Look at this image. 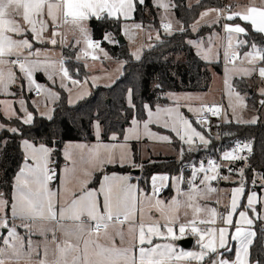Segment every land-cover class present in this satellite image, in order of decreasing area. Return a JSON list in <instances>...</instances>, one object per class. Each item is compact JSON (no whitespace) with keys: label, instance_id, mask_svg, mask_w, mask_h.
Masks as SVG:
<instances>
[{"label":"snow or ice","instance_id":"1","mask_svg":"<svg viewBox=\"0 0 264 264\" xmlns=\"http://www.w3.org/2000/svg\"><path fill=\"white\" fill-rule=\"evenodd\" d=\"M197 3L200 0H196ZM157 7L165 9L176 8L173 0H154ZM137 4L144 5L145 0H0V93L9 94V88L18 86L21 98L19 99L22 117L12 109L11 102L0 101L3 111L9 118L15 117L24 125L33 123V113L28 110L23 98L25 81L28 92L35 91L37 96L44 93L45 112L49 120L52 116L47 109L48 100H58L59 93L51 87L37 83L34 74L43 71L53 86L57 85L56 77H59V88H68L65 81L72 85L80 84V81L70 75L69 68L65 66L71 57H65L63 49H75L83 43L85 47L76 54L75 59L79 61L82 57L90 55L89 50H99L108 58L99 41L92 39L88 22L95 18L97 21L114 19L117 22L123 18L125 21L132 17L136 11ZM191 7V4L188 5ZM215 14L210 21H205L209 26L220 23L221 18L228 22L237 19L251 26L252 32L262 34L264 38V0H248L247 4H228L223 8H209L200 13V20L192 25L195 31L201 20H205L211 14ZM166 17L161 18L164 32L172 35L174 31L183 32L185 28L181 21L176 20L179 25L174 29L173 22ZM222 25L227 34V45L224 49V59L227 62L225 68L224 84L232 94L233 85L230 83L227 65H232V71L242 76L250 77L258 71V75L264 81V46L258 45L255 40L240 38L249 37V31L240 23H228ZM133 28L143 30L142 23H135ZM125 33L128 26H124ZM71 32L73 41H68V33ZM160 40L159 34L156 37ZM104 40L114 42L111 33L104 35ZM235 42V43H234ZM197 47V56L211 62L210 54L212 48L202 49L203 41H188ZM208 43H214L213 37L208 38ZM36 44L50 45L43 49L36 48ZM60 47V53L56 48ZM249 47L251 50L243 53L242 63L246 61L251 68L236 67L239 59L237 49ZM140 60V50L131 53ZM43 56V58H41ZM59 56L57 59L56 57ZM98 57L92 55L95 60ZM123 62H121V67ZM87 67V63H85ZM19 73V75L17 74ZM79 72V69H76ZM95 80V78H93ZM157 87H160L157 85ZM260 95L264 96V87L260 88ZM236 100L242 104L243 98L239 92L235 93ZM82 98V97H81ZM169 98L171 94H169ZM190 99V98H189ZM176 107H153L147 103L143 109L147 114L146 120H139L135 112L131 118V127L125 130L123 142L105 144L100 141L101 126L99 121L94 125L97 143L94 145L76 144L66 145L63 152L66 161L61 176H57V170L52 166L53 148L44 143L39 145L24 139L23 166L14 177L13 193L11 200L4 198L0 193V230H7L6 235L0 231V242L6 247H0V264H19L22 257H26L25 264H250L249 248L257 235L255 231H247L236 226L231 240L238 243L235 250V259L224 257V252H231L229 247V227L233 224V214L237 209L238 196L244 194V183L232 189L231 206L227 214H220L223 224L228 227H215L218 215L216 208L201 206L197 201L208 200L211 193L217 191L210 186V181L217 180L218 169L221 167L214 160L207 161V167L201 162L199 167H193L191 178L184 180L182 175L172 178L176 187L177 195L169 202L158 198L164 181L169 180L166 175L152 177V194L146 195L137 185L130 183L129 175H118L113 172L108 174L105 169L108 165H119L121 167L136 165L132 158V150L128 141L135 139L139 141L141 135L171 143L167 135L153 133L149 129L151 124H160L164 129H170L176 134L183 144L188 145V151H193L194 138H198L201 145H208L209 139L205 138L200 131L193 127L189 118L180 112L178 100H174ZM69 103H72L69 100ZM129 108L136 109L133 102L131 89L127 93ZM36 104L39 109V104ZM264 106V99L260 101ZM229 107L234 106L230 103ZM220 107L215 105H202L200 107H188L190 113H211L212 116L220 114ZM258 118H253L247 123L255 124ZM238 123L241 121H237ZM196 123L205 125L207 123L203 116H199ZM142 124V130H141ZM0 124V130L4 129ZM13 134L20 130L15 127L7 129ZM111 139L118 140L113 134ZM6 146L7 142H0ZM55 143V141H53ZM72 149H79L78 155ZM252 151L251 145H243L237 142L231 151H224L222 160L229 163L237 160H247V156L239 155V152ZM184 149L181 148L180 156L183 158ZM229 172L233 169L229 167ZM213 173L209 175L208 173ZM100 173L98 187H88L95 174ZM204 175L201 177L200 174ZM243 177L244 169H239ZM60 185L52 188L50 185L57 179ZM199 178V184L197 180ZM220 179L228 180V176ZM264 179V177H262ZM157 180L161 183L157 186ZM75 181L73 187H69ZM187 183L188 191H182L178 185ZM255 183V181H253ZM200 185H204L203 188ZM140 194L139 196L137 194ZM183 196L182 201L177 197ZM155 198V199H154ZM257 197L252 193L247 197L248 207L252 208ZM150 209L154 208L159 216L148 215L145 219L144 202ZM185 209L184 219L181 220L180 208ZM190 210V214H189ZM204 213L202 216L201 214ZM241 220L251 225L246 213H239ZM11 221V225L9 224ZM19 221V223H17ZM200 225L206 227L201 228ZM17 228H23L29 239L27 250H25L24 237ZM57 233L60 236H57ZM186 234L198 237L196 243L198 251H185L177 248L175 241L180 240ZM39 235L43 240L34 242L31 236ZM49 236L51 239H49ZM119 239V244L117 243ZM154 238H161L167 242L154 243ZM54 245V247H51ZM43 246V252L39 249ZM223 249L224 252L219 251ZM33 255L38 257L35 261ZM257 264H260L257 261Z\"/></svg>","mask_w":264,"mask_h":264},{"label":"trees","instance_id":"2","mask_svg":"<svg viewBox=\"0 0 264 264\" xmlns=\"http://www.w3.org/2000/svg\"><path fill=\"white\" fill-rule=\"evenodd\" d=\"M178 5L175 8L176 17L183 23L185 32H177L162 38L155 47L144 52L139 61H135L126 44L111 46L104 40L106 33L113 34L116 38L122 36L121 22L114 19L97 21L90 20L93 39L101 42L115 58L126 62L125 72L120 79L110 87L93 88L91 95L78 102L76 105L68 103V97L64 90L58 89L59 100L54 106L52 119L38 115L30 104L34 114L31 125H24L18 119H5L0 114V120L6 127L0 132V142L6 141V146L0 143V192L10 200L13 182L16 173L24 161V153L21 143L27 139L35 144L44 143L53 148L52 166L59 176L60 168L64 163L63 146L67 142L79 141L91 143L95 140L93 125L99 121L102 126V137L105 142L110 140L111 135L123 137L125 130L130 126V121L135 112L137 119L146 120L147 114L143 104L147 103L155 108L156 105L168 102L165 95L169 92H203L207 91L211 76L206 71L209 64L203 62L188 45L187 40L201 35L191 32L190 27L198 19L200 12L208 7L222 4V0H202L198 5L188 8L186 0H173ZM147 11L154 21L147 20ZM133 21L148 25L152 23L158 26L156 10L152 0H145L144 5L137 4ZM160 25V24H159ZM249 31L246 39L255 40L258 45L264 46V38L261 34L252 32L249 25L243 23ZM193 33V34H192ZM248 48V47H247ZM77 51L70 48L63 49L65 57H71L66 61L70 75L77 80H84L88 72L82 63L75 60ZM178 54H182L181 60H175ZM184 55V58H183ZM217 71H221L220 64L213 65ZM79 69V72H76ZM41 80V77L38 76ZM159 85L160 87H157ZM133 92V102L136 109H131L127 103V93ZM245 91L246 87L241 88ZM29 99V97H28ZM29 101V100H28ZM30 102V101H29ZM18 128L16 134L7 129ZM210 143L207 147L199 146L195 151H187V162L177 161L173 158H156L153 161H140L139 149L133 144V157L135 163H141L142 171L138 179L139 185L146 191L150 190V179L156 173H166L171 176L187 174L186 169L198 165L203 160L218 157L224 151H230L240 144L248 143L252 151L247 155L246 191L252 185L253 174L260 173L264 177V122L255 124L223 123L219 128L218 137L208 135ZM175 139V138H174ZM55 141V143H53ZM173 145L180 149L176 141ZM188 163L190 166L184 165ZM107 173H129L130 167L112 166L105 169ZM100 173L96 174L94 186L98 184ZM58 179L54 182L57 183ZM264 182V179H263ZM260 188L258 187V191ZM172 191L168 187L162 197L168 200ZM251 261L264 264V231L258 229L254 244L251 247Z\"/></svg>","mask_w":264,"mask_h":264},{"label":"rangeland","instance_id":"3","mask_svg":"<svg viewBox=\"0 0 264 264\" xmlns=\"http://www.w3.org/2000/svg\"><path fill=\"white\" fill-rule=\"evenodd\" d=\"M160 9H161V12L159 13V22H160V24H161V18L162 17H166L165 22H167L168 20H171L173 22V27L175 29V27H176L175 20L168 14V11L166 12L165 9H163V8H160ZM133 18H134V13L132 14V17L130 19L126 20V21L123 18H121V20H122V22H121V34L124 33L125 37H127V38L131 39L132 41H134L133 46L131 47V51L132 52H134V51L139 49L140 53H141L143 45L145 44L146 41L143 40V38H142L143 30L135 29V28L132 27V25L135 24V21H133ZM147 20L149 22L150 21H154L153 17H151V15H150V13L148 11H147ZM159 22H158V26L157 27L154 26L153 24L152 25L150 24V25L154 29H160L159 31L156 30V32L153 33V37H154V39H156L157 35L159 34L160 39L162 41V38L165 37V36H168V34H166L164 32V30L162 29V27H160ZM125 25H127L128 29H129L127 34L125 33V29H124ZM88 27H89V31H90L91 37L93 39V35L91 33L89 22H88ZM149 34H151V32H149ZM111 35H112L113 41H114L112 43H116L117 42V38L113 34H111ZM212 37H213L214 43L211 44V45L209 44V47L212 48V53L210 54V59H211V61H217L219 59V57H220L219 55L221 54V51H222V39H221V37L219 35H216V34L213 35ZM67 38H68L69 43L71 44V42L73 41V36H72L71 32L68 33V37ZM123 40H124V38H123ZM78 46H80V48L77 51V54L80 52L81 49H83L85 47V45L83 43H81ZM35 47L36 48H40L43 51V49L49 48L51 46L50 45L36 44ZM204 47H205L204 45H201L202 49H207V48H204ZM101 48H103V47L101 46ZM70 49L73 50V51L77 50V48L76 49L70 48ZM103 50H104V52H107L105 48H103ZM56 51H57V53H60L61 49H60L59 46H57ZM89 52H90L89 56L82 57L79 60V61H82L84 63V66H85V63H87V67H85V68L90 72L89 77L86 78L87 80L84 81L83 83L78 84V85H72L70 83V81H65V83L68 85V88L71 89V92H69L68 89L60 88V89H62V90H64L66 92L67 97H68V102H69V100L72 101V103H69L71 105H76L79 101L89 97V95L91 93V86H93V87H96V86H103V87L111 86V85H113L116 82V80L120 77V75L122 73V69L119 66H117V65H115L112 68H108V67L104 66V63H102L101 60H100L101 58L105 57L103 52H101L99 50H89ZM92 55H95L98 58L93 60L92 59ZM41 58H43V56ZM56 58L58 59L59 56H57ZM181 58H182V54L181 55L178 54L176 57H174V59L177 60V61L181 60ZM183 58H184V55H183ZM224 65H226V62H224ZM65 66H66V64H65ZM39 73H42L47 78L46 74L43 71L36 72L34 74V78L36 79L37 83H40V84L44 85L45 87H51L53 91H56L55 88H59L58 85L53 86L51 84V81L49 82V84L40 81V79L37 77V75ZM233 73H234V71H232V68H228V76H229V78L233 75ZM17 74L19 75L18 72H17ZM93 78H95V80ZM56 79H57V84H59V77L57 76ZM221 82H222L221 78L219 76H217V77L215 76L213 81H212V83H211L210 89L207 90L206 92H169L166 95V98L168 99V102L164 103V104H159V105L162 106V107H176V103L174 102V100H178V102L180 104V112L183 115H185L187 118H189L190 122H192V124H193V127H195L197 129V131H200L203 135H205V138L207 139L208 138L207 133L203 132L199 128V126H197V123H196V120L198 119V117L203 115L204 113H201V114L190 113V112H188V107L191 106V107H197L198 108V107H200L202 105H209L210 103H217L220 100L221 95H222L221 90H220L221 89ZM224 90H225V93L223 95H225V100L227 101V99L230 96H232V94L229 95V90L226 88V86H225ZM24 91L27 93V97L24 95V92L22 93V95H23V98L25 99V104H26V107L28 108V110L31 111L30 106H29L31 104L33 106V108H35L37 110L38 114L41 116L40 113L41 112H45V110H46L45 109V102L43 100V97H44L45 94L42 93L40 96H35L34 95L35 91L28 92L27 91V87H26V81H25V89H24ZM10 92H12L11 95H13V97L9 96ZM169 94H171L172 98H169ZM28 97H29V99H28ZM20 98H21V93H20V90H19L18 86H16V85H13V86H11L9 88V94L0 93V101L11 102L12 109L16 111L17 115L22 117L24 114L20 111V105H19V102H18ZM33 101H36L37 104H39V109H37L36 104H33ZM56 101L57 100H55V101L48 100L47 101V109L52 110V111L49 112V114L51 116H52L54 104L56 103ZM245 101L246 100H244V104L242 103L244 106H241V104L237 103V102L233 105L235 110L232 109L231 112H230L231 115H232V118H230V116L228 118H225L226 122H229V121L232 120L233 122H236V123H238L237 121H241L239 123H247V121H250L253 118H256V115H252L253 113L251 111H248L249 109L246 107ZM3 107H4L3 105H0V114L3 117L7 118V119H11V118H9L8 115H6L4 113ZM153 110H155V108H153ZM42 116L47 117V115H42ZM33 117H34V114H33ZM12 118H15V117H12ZM96 122L97 121L94 122V125H95ZM0 124H3L6 127V125L1 120H0ZM207 124H209V123H207ZM207 124L202 125V126H207L208 129H209V126L211 125L212 129H209L211 134H213V131H212L213 129H214V131H217V129H219L220 126H221V124H219V123H217L216 121H213V120H211V123L209 124V126ZM94 125H93V133H94V136H95V140L93 142H91V143L79 142V141L67 142L63 146V152L65 150L66 145L87 144V145L91 146V145L96 144L97 143V137H96V134H95ZM100 126H101V124H100ZM153 126L163 128L160 124H155L154 123V124L149 125L150 131L153 132V133H156L157 136H159V135H167V136H169L170 140H171V143L160 141L158 139L148 138V137H145V136L141 135V139L139 141H136L135 139H132V140L128 141V143H129V145L131 147V150H132V153H131L132 154V158H133V147H132V142L133 141H136L138 146H139V151H140L139 154H140L141 160H147L148 158L152 159L151 157L156 158V157H159V156L171 157V156L176 155V153H179L172 145L173 141H176L179 144H181V143L183 144V142H181L179 140V138L176 136V134L174 132H172L170 129H165V131L164 130L163 131H159V130L155 129ZM2 130H0V132ZM141 130H142V124H141ZM124 134H125V132H124ZM124 134H123V136H124ZM116 136L118 137V135H116ZM118 139L119 140H116L114 142H105L103 140V137H102V126H101L100 141L102 143L113 144V143L123 142V137L122 138L118 137ZM146 140H147V142L145 143ZM29 142H31V141H29ZM198 144H200L199 139L198 138H194L193 148H195ZM37 145H39V144H37ZM183 145L188 148V145H186V144H183ZM241 145H243V144H241ZM22 149H23V145H22ZM72 150L78 155L79 149H72ZM185 150H186V148H185ZM23 152H24V149H23ZM248 154H249V152L246 149L244 151L239 152V155H242V156H247ZM173 159H176L178 162L181 161V160L187 162V151H184L183 158L178 157V158H173ZM65 163H66V161L64 159V163H63V165L60 168V172H59V176L58 177L61 176V171H62ZM184 165L186 166V168H187V166H190L188 163H185ZM108 166H116V165H108ZM125 166H130V165H125ZM221 166L223 168L222 169L223 175L224 176H228V177L229 176H240L241 177V175L239 173V169H241V168L244 169L243 176L245 177L246 170H247V167H248L247 166V160L246 161L245 160H237V161H233L231 163H229L228 161H223L222 160ZM229 167H231L233 169L232 172H229V170H228ZM139 168L142 169L141 165H140ZM139 168H136V169L134 168V169H132V171L133 170H139ZM132 171L129 172V173H117V174L118 175H129L131 177L130 183H132L134 185H137V187L139 189L144 190L139 185L138 180L132 181V178H137V175L132 173ZM139 171H141V170H139ZM108 174H111V173H108ZM252 177H253L252 183H253V181H255V177H259V178H261V180H263L262 179V175L260 173H255V174H253ZM94 181H95V179L92 180V182L88 185V187H90V188L98 187L99 186L98 184H97V186L93 185ZM222 181L218 180V182H222ZM74 183H75V181H73L72 184H69V187L70 188L73 187ZM59 185H60V179L58 178L57 183L53 182L50 185V187L55 189ZM0 193L4 194V192H0ZM12 193H13V189H12ZM12 193H11V196H12ZM137 195H139V193ZM4 198L8 199L5 196V194H4ZM263 208H264V191H263ZM17 223H19V221H17ZM9 224L11 225V221H9ZM201 228H204V227L201 226ZM0 231H3L5 235L7 233L6 229L5 230H0ZM17 231L22 237H24L25 250H27V241H28L29 237L26 234L25 229L17 228ZM21 231H23V233ZM57 236L59 237L60 234L57 233ZM31 239L34 242L39 243V242H41L43 240V237H41L39 235H33V236H31ZM49 239H51L50 236H49ZM159 239H161V238H159ZM182 239L183 238H181L180 240L175 241V244L177 245L178 250L179 249H182V250H185V251H198L199 250V248L196 247V246H193L190 249L182 248L180 246V244H179ZM165 242H167V241L161 239L158 243H165ZM0 243H1L0 247H6V246H4L2 244V242H0ZM117 243L119 244V239L118 238H117ZM51 247H54V245H52ZM39 251L42 254L43 246H41ZM36 259H38V257L33 255V260L35 261ZM25 260H26V257H22L20 259L19 264H25Z\"/></svg>","mask_w":264,"mask_h":264},{"label":"crops","instance_id":"4","mask_svg":"<svg viewBox=\"0 0 264 264\" xmlns=\"http://www.w3.org/2000/svg\"><path fill=\"white\" fill-rule=\"evenodd\" d=\"M202 0H200L201 2ZM199 2V3H200ZM240 3V4H247L248 3V0H222V5L220 7L218 6H212V7H208V8H205L203 9L201 12L205 11L206 9H209V8H223L225 5H228V4H234V3ZM259 2V0H257V3ZM199 3L196 2V0H187L186 1V4H187V7L188 8H192L193 6H196L198 5ZM191 4V7H189L188 5ZM152 5L153 7L155 8L156 10V18L159 22V13L161 12V9L159 7H157L154 3V0H152ZM200 12V13H201ZM135 13V12H134ZM168 14L176 21V20H179L177 17H176V14H175V8H170L168 10ZM215 14H211L209 17H206L205 20H201L200 21V24L197 25V28L196 30L194 31L192 26L190 27V30L193 32V33H197V32H203L201 35L199 36H196L194 38H191V39H188L187 40V43L188 41L192 40V41H203V44L205 47L204 48H209V43H208V38L213 35H219L222 39V51H221V54L219 55V59L217 61H206L204 59L201 58V56H198L203 62L209 64L208 68L206 69V71L209 73V75L211 76V81H210V84H209V88L208 90L210 89V86H211V83L214 79V77L216 76H219L221 78V98L220 100L217 102V103H210L209 105L211 104H218L221 100L224 101V104H225V110H224V114H223V118L222 120H217L216 122L219 123V124H223V123H236V122H233L232 120L229 121V122H226L225 121V118H228L230 116V118H232V115H231V110L233 109V107H229V104L231 103L232 105H234L237 100H236V95L235 93L236 92H239L240 96L243 98L242 100V103L244 104V100L245 101V104H246V107L249 109L248 111H251L253 114L252 115H256V118L257 119V122L258 121H262L264 122V106H262L260 104V101L262 99H264V96H261L260 95V88L264 87V81L261 80V78L259 77L258 75V71L253 73L250 77L248 76H242L241 74H239L238 72H234L233 75L230 77V82L231 84L233 85V90H232V96H230L227 101L225 100V95H223L225 93V84H224V78H225V68H226V65H224V62L225 59H224V49L227 45V39H226V36L227 34L223 31V28H222V25L225 23V22H228L226 21L225 19L221 18L220 20V23L219 24H216V25H212V26H209V24L205 23V21H210L214 18ZM200 20V14H199V17L196 21ZM180 21V20H179ZM196 21L193 23L196 24ZM135 23H140V22H137L135 21ZM182 23V22H181ZM228 23H240L242 26H243V21H239L238 19L234 22H228ZM152 25V23H150ZM148 24V25H144L142 23V25L144 26L143 27V40H145V44L143 45V48L141 50V53H140V56L142 58L143 54L145 51L149 50V49H152L153 47L156 46V44L161 41L160 40H157V39H154L153 37V33L157 31H159L160 29H154L153 27H151V25ZM160 24V22H159ZM183 24V23H182ZM150 25V26H149ZM248 25V24H247ZM89 26H90V21H89ZM184 26V25H183ZM250 26V25H249ZM160 27H162V24H160ZM176 27H179V25H176ZM175 27V28H176ZM251 28V26H250ZM91 29V27H90ZM163 29V28H162ZM149 32H151V34H149ZM178 31H174V33H177ZM91 33H92V30H91ZM262 35V34H261ZM121 37V36H120ZM122 37L124 38L125 40V44L127 46V48L129 49V52L132 53L131 51V47L133 46V43L134 41H132L131 39L125 37L124 33H122ZM240 38H243V39H246V37L243 36V34H241V37ZM119 38H117V42L116 43H108L106 40V42L111 45V46H115V45H120L119 42H118ZM72 43V42H71ZM235 43V42H234ZM100 45L102 46L101 42H100ZM189 46H191L195 53H197V47L191 45L188 43ZM207 45V46H206ZM103 47V46H102ZM78 51L80 46H77L76 47ZM75 48V49H76ZM105 48V47H103ZM106 49V48H105ZM98 50V49H97ZM251 49L248 47H243V48H240V49H237V51L239 52V59L236 60V67L237 69H240V68H251L252 65H249L246 61H244L243 63L241 62L243 60V53L244 52H247V51H250ZM107 53H108V58L106 57H103L101 58V62L104 63V66L105 67H108V68H112L114 67L115 65L119 66L121 69H122V73L120 75V77H122V75L124 74L125 72V66H126V62L124 60H121V59H117L115 58L107 49H106ZM77 54V53H76ZM197 55V54H196ZM133 57V56H132ZM140 58V59H141ZM133 59L135 61H139V60H136L134 57ZM76 60V59H75ZM77 61V60H76ZM99 61V60H98ZM77 62H80L84 65V63L82 61H77ZM121 62H123V66L121 67ZM227 63V62H226ZM214 64H220V69L221 71H217V69L213 66ZM85 67V66H84ZM227 68H232V65H227ZM85 70L89 73L88 74V77L90 75V72L85 68ZM41 77V80L42 82L44 83H48L49 84V80L42 74V73H39L37 75V77ZM86 77V78H88ZM120 77L116 80V82L120 79ZM84 79V80H79L80 83H83L84 81H86L87 79ZM115 82V83H116ZM114 83V84H115ZM113 84V85H114ZM58 85V84H57ZM112 86V85H111ZM59 87V86H58ZM97 87H103V86H96V87H93L91 86V92H92V89L93 88H97ZM110 87V86H108ZM246 87V90L243 91L241 90V88H244ZM56 91L58 92V89L60 88H55ZM24 92V95L27 97V93L25 91ZM203 92H206V91H203ZM59 93V92H58ZM12 92H10V97H13V95H11ZM35 96L36 93H34ZM91 95V93H90ZM89 95V96H90ZM167 95V94H166ZM165 95V97H166ZM88 98V97H87ZM86 99V98H85ZM59 100V99H58ZM58 100L56 101V103L58 102ZM84 100V99H83ZM82 101V100H81ZM80 102V101H79ZM55 103V104H56ZM69 103V102H68ZM239 103V102H237ZM54 104V106H55ZM71 105V104H70ZM36 110V109H35ZM37 111V110H36ZM53 111H54V108H53ZM33 113V112H32ZM38 113V112H37ZM39 115V114H38ZM211 113H207L205 112L203 115V117L205 116H210ZM42 116V115H41ZM52 116H53V113H52ZM44 117V116H42ZM5 118V117H4ZM47 118V117H45ZM199 118V117H198ZM7 119V118H5ZM11 119H15V118H11ZM10 120V119H8ZM34 120V119H33ZM256 122V123H257ZM211 123V121L209 122V124ZM209 124H207L209 126ZM237 124H252V123H237ZM131 126V124H130ZM129 126V127H130ZM197 126H199V128L207 133L208 135H211V136H214V137H218V133H219V129H217V131H214V129L212 130L213 131V134H211V132L209 131V129H212L211 125L209 126V129L207 126H202L200 124L197 123ZM128 127V128H129ZM155 129L159 130V131H165V129L161 128V127H155L153 126ZM215 134V135H214ZM112 137V135H111ZM110 137V140L108 142H114ZM119 137V136H118ZM208 139V138H207ZM119 140V139H118ZM147 142V140L145 141V143ZM133 144H137L136 141H133L132 142V147H133ZM172 145H173V142H172ZM22 146V144H21ZM181 148L184 149V151H188V148L186 146H184L182 143L180 144ZM199 146H202V147H207V145H201V144H198L195 148H193L195 150H197V148ZM173 147L179 152V153H176V155L174 156H171V157H163V156H159V157H156V158H178V157H181L180 156V149H177L174 145ZM186 148V150H185ZM138 149H139V146H138ZM23 150V149H22ZM24 153V152H23ZM140 153V151H139ZM184 154V153H183ZM139 157H140V154H139ZM64 158V157H63ZM152 159H147V160H141V157H140V161H153L156 160V158H153L151 157ZM133 161H134V157H133ZM205 161L206 160H203L202 162H204L205 164ZM135 163V161H134ZM201 163V162H200ZM200 163L198 165H194L195 167H199ZM136 165H141V163H135ZM23 165V164H22ZM116 166H119V165H116ZM194 166H191L190 168L186 169L187 171V174H180L184 177V180L187 181L191 178V173L193 171V167ZM22 167V166H21ZM108 167H112V166H108ZM121 167V166H120ZM126 167H130L131 168V171L132 169H136V168H139V167H131V166H126ZM205 167H207V164H205ZM107 168V167H106ZM139 170L142 171V169L139 168ZM130 171V172H131ZM141 171H140V174H141ZM116 173V172H115ZM98 174V173H97ZM140 174L137 175V178H132V181L134 180H138L139 177H140ZM209 175H212L213 173L209 172L208 173ZM155 176H162V175H166L169 177V180L167 181H164V184L166 185V187H163L159 193V196L158 198L161 199V200H164L165 203L169 202L174 196L177 195L176 193V187L177 185L175 184V182L173 181L172 178L174 177H177V176H180V175H174V176H171L169 174H166V173H156L154 174ZM153 175V176H154ZM204 174L201 173L200 176L202 177ZM96 176V175H95ZM152 176V177H153ZM152 177L150 179V190L149 191H146L145 189L143 190V192L146 194V195H151L152 194V188H151V185H152ZM241 182L244 183V187H245V191H244V194L241 195V196H238V199H237V209H236V212L233 214V224L232 226L229 227V233H228V239H229V247L232 248V251L231 252H224L223 249H219V251L221 252H224V257L225 258H229V259H235V250L236 248L239 246L238 243L236 241H232L231 240V235L234 234L235 232V228L236 226H240L242 227L243 229L247 230V231H255L257 233V230L260 229V230H263L264 231V208H263V191H264V182L263 180H261V178L259 177H255V183H252L251 185V188L250 190L247 192L246 191V178L243 176V177H240V176H229V179L228 180H223L222 182H218V178L217 180H214V181H210V186L213 187V188H216L217 191L215 193H211L210 194V198L208 200H203V199H200L198 200L197 202L203 207V206H206L208 208H216L217 209V217H216V225L215 227H228L226 225L223 224V221L220 217V214H227V212L230 210V206H231V196H232V189L236 188V187H239ZM160 181L157 180V186L159 187L160 185ZM197 184H199V178L196 182ZM170 187L171 188V191H172V195L171 197H169L168 200L164 199V197H162V193L168 188ZM178 187L182 190V191H188V185L187 183H180L178 185ZM201 188L204 187V185H200ZM258 187L260 188V190L258 191ZM252 193H255L256 194V197H257V200L256 202L254 203L253 207L255 208V212L252 210V208L248 207V204H247V197L249 195H251ZM140 195V194H139ZM138 195V196H139ZM178 199L180 200H184L185 197L183 196H179L177 197ZM155 199V198H154ZM143 208H144V213H145V219H147L148 215H154L156 217L159 216V213L155 211L154 208L150 209V206L149 204L145 201L144 202V205H143ZM185 209L183 207L180 208L179 210V215L181 217V220L184 219L183 217V213H184ZM241 211H244L246 213V216L248 219H251L252 220V224L249 225L246 223V221L244 220H241L240 216H239V213ZM189 214H190V210H189ZM202 216L204 215V213L201 214ZM203 226V227H206L205 225H200V227ZM23 233V231H21ZM257 236V235H256ZM37 237V236H36ZM187 238H191L193 240V244H192V247L193 246H196L199 248V246L197 245L196 241L198 239V237L196 236H193V235H190V234H186L185 237H183V239H187ZM27 239V238H26ZM182 239V240H183ZM256 239V237H255ZM254 239V241H255ZM161 239L159 238H154V243H157L159 242ZM254 241H253V244H254ZM1 244V243H0ZM252 244V245H253ZM251 247L249 248V253L251 254ZM207 261H208V258H206V261H205V264H207ZM249 262L250 264H257V263H253L251 261V257L249 255Z\"/></svg>","mask_w":264,"mask_h":264},{"label":"built area","instance_id":"5","mask_svg":"<svg viewBox=\"0 0 264 264\" xmlns=\"http://www.w3.org/2000/svg\"><path fill=\"white\" fill-rule=\"evenodd\" d=\"M228 65H231V64H228ZM211 105H215V106L220 107L221 111H220V114L217 115V116H212V115H210V116H205L204 118L206 119L207 123H209L211 120H213V121L222 120V118H223V114H224V110H225V104H224V101L221 100L218 104H211ZM207 123H206V124H207ZM234 148H235V146H234ZM222 154H223V153H220L218 157H212V158L207 159V160L205 161V164H207V161L211 159V160H214V161H216L218 164L221 165V164H222ZM222 169H223L222 166L219 167V169H218V180H219V181H222V180H223V179H220V177L224 176L223 173H222Z\"/></svg>","mask_w":264,"mask_h":264},{"label":"water","instance_id":"6","mask_svg":"<svg viewBox=\"0 0 264 264\" xmlns=\"http://www.w3.org/2000/svg\"><path fill=\"white\" fill-rule=\"evenodd\" d=\"M118 42H119L120 45L125 44V40H123L122 37H119ZM132 173H134L136 175H139L140 171L139 170H133ZM179 244L184 249H190L192 247L193 240L191 238L183 239V240L180 241Z\"/></svg>","mask_w":264,"mask_h":264}]
</instances>
